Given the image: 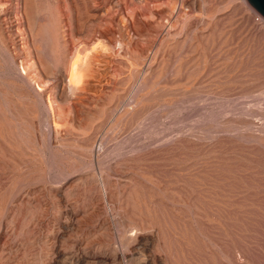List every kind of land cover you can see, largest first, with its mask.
<instances>
[{
	"label": "rangeland",
	"instance_id": "374dc122",
	"mask_svg": "<svg viewBox=\"0 0 264 264\" xmlns=\"http://www.w3.org/2000/svg\"><path fill=\"white\" fill-rule=\"evenodd\" d=\"M253 10L0 0V264H264Z\"/></svg>",
	"mask_w": 264,
	"mask_h": 264
},
{
	"label": "water",
	"instance_id": "95a60500",
	"mask_svg": "<svg viewBox=\"0 0 264 264\" xmlns=\"http://www.w3.org/2000/svg\"><path fill=\"white\" fill-rule=\"evenodd\" d=\"M246 2L264 18V0H246Z\"/></svg>",
	"mask_w": 264,
	"mask_h": 264
},
{
	"label": "built area",
	"instance_id": "2783aa9c",
	"mask_svg": "<svg viewBox=\"0 0 264 264\" xmlns=\"http://www.w3.org/2000/svg\"><path fill=\"white\" fill-rule=\"evenodd\" d=\"M250 19L254 25L264 30V18L260 16L256 11H252Z\"/></svg>",
	"mask_w": 264,
	"mask_h": 264
},
{
	"label": "bare ground",
	"instance_id": "6f19581e",
	"mask_svg": "<svg viewBox=\"0 0 264 264\" xmlns=\"http://www.w3.org/2000/svg\"><path fill=\"white\" fill-rule=\"evenodd\" d=\"M77 57V56H76ZM76 59V58H75ZM78 59V58H77ZM76 60H74V62L73 63H71V65H70V69H69V74H68V81H72V82H74L76 79V76H77V74H76V72H75V62ZM76 75V76H75Z\"/></svg>",
	"mask_w": 264,
	"mask_h": 264
}]
</instances>
